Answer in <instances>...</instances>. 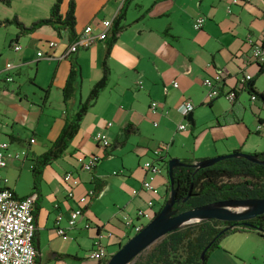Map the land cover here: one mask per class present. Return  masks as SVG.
Masks as SVG:
<instances>
[{
	"label": "crops",
	"instance_id": "crops-1",
	"mask_svg": "<svg viewBox=\"0 0 264 264\" xmlns=\"http://www.w3.org/2000/svg\"><path fill=\"white\" fill-rule=\"evenodd\" d=\"M53 1L10 0L8 6L0 2V19L16 16L28 25L47 18ZM67 1L61 4L62 14ZM125 1L75 0L76 34L87 25L97 31L100 21H112ZM198 17L203 19L202 26L194 29ZM122 24L123 29L108 49L105 87L83 115L64 152L42 168L37 185L32 175L33 158L49 148L60 133L64 115L73 114L100 79L107 43L105 39L97 41L90 48L62 57L69 44L64 32L57 35L44 25L16 38L14 25L0 27V56L5 45L15 54L10 70H3L5 64L0 67V88L12 90L9 84H15L18 97L25 98L35 113L26 135L15 129L14 117L3 115L0 104V142L8 143L3 169L6 187L19 198L35 195V264H102L105 259L93 260L88 254L98 241L109 257L130 237L123 216L134 222L137 210L155 214L168 198V175L156 174L152 189L144 190L142 182L147 175L142 164L154 159L152 150L158 145L167 144L162 153L164 163L176 158L194 164L230 152L264 151V128H257L264 123V100L251 99L246 88L239 86L241 77L249 74L255 90L264 93V67L260 71L251 61L252 47L246 42L249 36L264 47V0L237 4L230 0H129ZM42 29L49 31V41L56 42L44 51L52 54V59L36 58L35 36ZM16 44L20 46L17 51L13 48ZM72 64H76L75 89L64 102L62 90ZM24 67L33 79L28 91L18 81ZM7 76L12 80L6 81ZM205 77L216 80L220 92L209 101L201 85ZM174 82L177 86L172 85ZM230 90L235 91L233 102L223 96ZM185 99L194 105L192 123L179 109ZM151 101L159 105L154 114L149 112ZM181 123L186 124L183 130L177 128ZM99 132L106 135L107 147L95 140ZM16 153L18 157H14ZM91 154L98 155L99 161L91 171L77 172L80 183L74 197L67 198L62 175L76 171L78 157ZM87 190L94 194L75 226L65 228L66 239L56 235V215H62L60 225L66 227L69 211L77 207L75 199ZM85 222L101 224L111 236L102 233L97 237V229L85 228ZM206 264H264V237L250 231L227 235L208 255Z\"/></svg>",
	"mask_w": 264,
	"mask_h": 264
},
{
	"label": "trees",
	"instance_id": "trees-1",
	"mask_svg": "<svg viewBox=\"0 0 264 264\" xmlns=\"http://www.w3.org/2000/svg\"><path fill=\"white\" fill-rule=\"evenodd\" d=\"M128 1L124 2L111 21L110 32L105 38L107 50L101 62L102 75L100 79L92 86L87 98L78 105L77 110L73 114L66 113L64 115V123L60 133L49 148L33 158L34 185L38 183L42 168L64 152L78 131L83 115L98 93L105 87L108 74L106 65L108 49L123 29L122 21ZM0 2L7 6L10 4V0H0ZM62 2L63 0L53 1L47 18L25 25L16 16H13L12 18L0 19V27L14 25L18 30L17 38L21 34H31L38 28L47 25L56 31L57 35L64 32L67 35L68 43H71L77 37L74 14L75 0L67 1V8L63 14L60 12ZM75 65H71L66 84L62 90L64 102L72 96L75 89ZM260 71H262L261 68ZM245 88L248 93L264 100V93L257 92L254 88V79L248 80L245 83ZM254 154L259 160H264V151ZM184 162L189 165L173 168L175 203L172 209L176 210V213L220 200L264 197V164L255 163L245 158H230L211 166L195 168L190 165V162ZM239 178L240 180H234ZM187 194H189L188 198L183 201L182 199ZM246 222L249 224L248 226L242 222L206 219L185 225L165 234L154 243L147 254L143 255L141 252L131 264H201L200 252L209 244L203 261L205 264L211 251L219 247L220 241L227 235L238 231H250L264 237V213Z\"/></svg>",
	"mask_w": 264,
	"mask_h": 264
},
{
	"label": "built area",
	"instance_id": "built-area-1",
	"mask_svg": "<svg viewBox=\"0 0 264 264\" xmlns=\"http://www.w3.org/2000/svg\"><path fill=\"white\" fill-rule=\"evenodd\" d=\"M251 0H230L231 4H237L239 2H250ZM203 19L198 17L194 20L193 27L194 29H200L202 26ZM110 20H102L99 24V29L94 30L93 26L87 25L84 27L82 32L77 35L76 39L69 43L65 53L62 54V57H66L72 53H75L79 49H86L92 47L97 41L104 40L108 34L110 28ZM246 42L251 45L252 51L250 59L251 61L259 66L260 68L264 67V47L260 42H254L249 36L246 38ZM48 48L56 46V42L47 41ZM14 50L17 51L20 49L19 45H14ZM37 59H52V54L44 53L41 50L36 52ZM13 65L9 62L5 63L3 70H10ZM251 79L249 74L243 75L239 81L240 88H245V83ZM6 81H11L12 77L7 76ZM173 86H177L174 82ZM202 87L205 89L204 96L205 100L209 101L217 96L220 92L217 89V81L205 77L201 82ZM223 96L228 99L230 102H233L235 99V91L230 90L227 93H224ZM251 99H256L255 95L250 94ZM158 103L156 101H151L149 104V112L154 114L158 110ZM193 103L185 99L181 102L179 109L184 117L187 116L189 112L193 109ZM107 125H110L108 123ZM153 125L156 126L157 123L153 122ZM186 124H179L177 128L179 130L185 129ZM258 129L264 128V123H259L257 126ZM95 140L102 146L107 147L109 145L108 139L105 134L99 132L95 135ZM33 142V139L30 140ZM8 147L7 142H0V264H35L36 260V249L34 247L33 238L35 233V224L33 217L34 210V200L35 195L31 194L23 198L15 196V194L6 187L7 178L3 174V169L7 165V155L5 150ZM167 144H161L153 148L152 153L154 159L145 161L142 164V168L146 173V179L142 182V188L144 190H151L152 185L151 181L156 174L167 173L166 164L163 161L164 156L162 155L163 151L166 150ZM23 154V153H22ZM19 154H15L14 157H18ZM100 157L96 154H91L88 158L78 157L76 159L78 167L76 171H67L62 175L63 182L67 185V198L74 197V189L79 185L80 179L77 174L78 171H91V169L99 161ZM165 167V171L163 170ZM135 193V191H133ZM94 194L93 190H87L83 195L78 196L76 200L77 207L69 211V215L66 219V227H62L60 222L62 220V215L58 213L55 217V227L54 231L56 235L61 236L63 239H66L65 228H72L77 223L80 216L83 214V207L87 201ZM148 205L152 206V202H148ZM137 219L133 222L126 216H123L122 222L125 228L131 230L133 234L140 231L144 223L140 219L150 220L154 213L151 211L137 210L136 211ZM85 228H95L97 229V237L100 235L110 237L111 233L104 231L101 224H93L91 222H85ZM88 257L93 260H107L108 253L104 245L96 242L95 250H92ZM107 258V259H106Z\"/></svg>",
	"mask_w": 264,
	"mask_h": 264
},
{
	"label": "water",
	"instance_id": "water-1",
	"mask_svg": "<svg viewBox=\"0 0 264 264\" xmlns=\"http://www.w3.org/2000/svg\"><path fill=\"white\" fill-rule=\"evenodd\" d=\"M186 120L192 123L190 112L187 114ZM230 158H245L255 163L264 164V160H259L255 154L236 151L201 160L194 164L191 163L190 165L195 168H203ZM185 165L189 164L176 158H170L167 161L166 170L170 187L167 200L164 201L160 209L143 228L128 237L127 240L108 257L104 264H131L141 252L154 244L165 234L191 223L206 219H217L221 221H232L234 223L242 222L244 225L248 226L247 220L264 213V197L220 200L176 213V210L172 209L175 203L173 168ZM188 196L189 194L182 200L185 201ZM208 246L209 244L200 252L199 258L201 264H203L205 259Z\"/></svg>",
	"mask_w": 264,
	"mask_h": 264
},
{
	"label": "rangeland",
	"instance_id": "rangeland-1",
	"mask_svg": "<svg viewBox=\"0 0 264 264\" xmlns=\"http://www.w3.org/2000/svg\"><path fill=\"white\" fill-rule=\"evenodd\" d=\"M9 26V25H7ZM48 35H49V31L47 29H42V31H40V33L38 35H36V39H38V50L41 51H45L46 49H48V45H47V41L48 40ZM21 45L22 42H20ZM3 45V33L2 31H0V49L1 46ZM5 51L2 54V56H0V67L3 66L5 64V62H13L15 59V54L14 52L9 53L8 49H7V45H5L4 47ZM41 74H45V71H42ZM30 75V76H29ZM20 77L18 78V81L21 84V87L23 90L28 91L30 89V85L32 84V74L30 72V70H28L27 67H24L21 70V73L19 75ZM30 77V79H29ZM41 77V76H40ZM15 84H9V88L13 87L12 90L7 89L6 87L4 89L0 88V104L3 107V115L6 117H14L17 125H15V129L20 132L23 133L25 132L26 135L30 132L31 125L33 124V122L35 121V113L33 115V107H31V105L29 103H27V101L25 100V98H19L18 97V93H17V87H15ZM21 97V96H20ZM5 113V114H4ZM30 117V118H29ZM34 117V118H33ZM29 118V120L26 121V119ZM14 121V120H13ZM122 151V150H120ZM130 153V152H129ZM130 155V154H129ZM136 159V157H134ZM118 161V157L116 159ZM163 170L165 171V167H163ZM234 180H240L239 179H234ZM142 223L146 224L148 222V220H141ZM133 233L131 232L132 236ZM154 244L150 245L147 249H145L142 254L145 255L147 254L153 247ZM206 264V261H205Z\"/></svg>",
	"mask_w": 264,
	"mask_h": 264
}]
</instances>
